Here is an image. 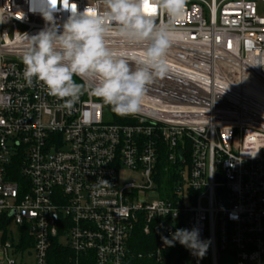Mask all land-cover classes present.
Masks as SVG:
<instances>
[{
    "label": "built area",
    "instance_id": "2783aa9c",
    "mask_svg": "<svg viewBox=\"0 0 264 264\" xmlns=\"http://www.w3.org/2000/svg\"><path fill=\"white\" fill-rule=\"evenodd\" d=\"M54 6L0 0V264H167L162 238L183 225L208 242L188 264H264V0H187L169 72L147 85L140 112L110 123L99 98L85 92L68 110L24 80L25 34L45 29L44 11L62 30L73 8L103 10ZM106 42L143 53L114 33ZM138 231L145 253L129 248Z\"/></svg>",
    "mask_w": 264,
    "mask_h": 264
},
{
    "label": "clouds",
    "instance_id": "9594fccd",
    "mask_svg": "<svg viewBox=\"0 0 264 264\" xmlns=\"http://www.w3.org/2000/svg\"><path fill=\"white\" fill-rule=\"evenodd\" d=\"M186 2L100 0L102 11H89V6L83 11L73 8L62 30L54 23L52 12L44 11L42 15L48 22L45 29L32 36L25 34L24 80L31 86L35 78L68 110L87 92L117 115L137 114L147 85L170 70L166 55L174 39L172 22L183 13ZM50 4L55 7L52 0ZM161 11L169 17V23H157L155 17ZM113 33L126 44L143 45L142 55L128 57L109 47L106 41ZM169 212L162 208L159 215ZM162 239L168 246L178 241L201 258L208 249V242L200 239L196 228L177 229L171 240Z\"/></svg>",
    "mask_w": 264,
    "mask_h": 264
},
{
    "label": "trees",
    "instance_id": "16d2710c",
    "mask_svg": "<svg viewBox=\"0 0 264 264\" xmlns=\"http://www.w3.org/2000/svg\"><path fill=\"white\" fill-rule=\"evenodd\" d=\"M76 79V78H74ZM76 81L79 83V81L76 79ZM165 187L167 190H170L171 188V181L170 179H167V182L165 183ZM178 229H186L183 226H179ZM149 239L144 237L140 231L136 232L134 234L133 239L130 241L129 248L131 250H134L135 252L145 253L147 252L151 244H148ZM55 256L57 260L60 259L59 251L54 250ZM60 264V263H59ZM128 264H153L152 262H148L146 260H134L132 259ZM167 264H188V249L182 246L178 241L174 243V246L171 247V260Z\"/></svg>",
    "mask_w": 264,
    "mask_h": 264
},
{
    "label": "rangeland",
    "instance_id": "374dc122",
    "mask_svg": "<svg viewBox=\"0 0 264 264\" xmlns=\"http://www.w3.org/2000/svg\"><path fill=\"white\" fill-rule=\"evenodd\" d=\"M116 114L112 111L111 107L108 106V105H104L103 104V114H102V119L104 122H107V123H110L112 122L113 118L112 116ZM119 177H120V183L121 184H125V183H130L133 179H134V176L132 173H130L129 171H126V170H122L120 173H119ZM60 243H64V240L62 239L60 241ZM31 261H29L30 263Z\"/></svg>",
    "mask_w": 264,
    "mask_h": 264
},
{
    "label": "snow or ice",
    "instance_id": "6c2138e0",
    "mask_svg": "<svg viewBox=\"0 0 264 264\" xmlns=\"http://www.w3.org/2000/svg\"><path fill=\"white\" fill-rule=\"evenodd\" d=\"M56 0H52L53 5H55Z\"/></svg>",
    "mask_w": 264,
    "mask_h": 264
}]
</instances>
